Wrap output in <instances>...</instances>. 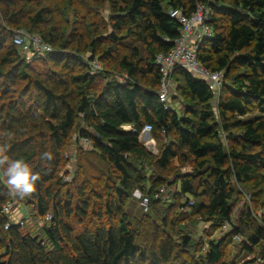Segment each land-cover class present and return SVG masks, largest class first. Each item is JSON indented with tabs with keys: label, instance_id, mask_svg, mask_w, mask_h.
<instances>
[{
	"label": "trees",
	"instance_id": "obj_1",
	"mask_svg": "<svg viewBox=\"0 0 264 264\" xmlns=\"http://www.w3.org/2000/svg\"><path fill=\"white\" fill-rule=\"evenodd\" d=\"M90 1L108 11L114 32L104 55L98 54L104 40H94L83 58L71 50L76 34L66 40L55 25L49 0H0V155L23 159L39 173L36 192L27 196L28 211L31 218L52 217L41 232L11 219L3 208L15 199L0 168V264H232L225 250L237 234L240 251L255 255L246 264L264 259V212L256 220L248 208L239 224L233 221L237 184L255 197L264 189V0ZM198 3L213 11L212 35L202 41L198 57L223 72L224 82L216 102L206 80L177 68L172 79L186 104L182 115L160 101L154 60L181 33L170 10L190 16ZM26 27L52 47L32 59L43 69L21 58L14 44L13 28ZM121 45L128 51L123 56ZM97 55L101 63L114 55L126 81L108 79L101 87L88 63ZM254 107L260 115L244 119ZM81 121L87 128H77ZM146 124H152L153 137L168 139L158 153L140 139ZM75 128L74 139L88 137L89 153L97 152L108 169L90 189L79 167L71 183L64 181L70 162L65 150ZM175 160L194 165L174 182L179 221L163 219L162 228L154 225L139 238L124 207L137 190L151 206L159 202L162 175ZM91 210L96 221L84 223ZM187 218L208 223V239L200 235L195 241L183 228ZM226 223L227 232L212 238Z\"/></svg>",
	"mask_w": 264,
	"mask_h": 264
},
{
	"label": "rangeland",
	"instance_id": "obj_2",
	"mask_svg": "<svg viewBox=\"0 0 264 264\" xmlns=\"http://www.w3.org/2000/svg\"><path fill=\"white\" fill-rule=\"evenodd\" d=\"M47 4L52 5L54 7L55 13V25L60 28V30L65 35L66 40H68V37L71 36L73 33L76 34V40H75V47L71 48V50L76 49L81 52V56L83 58L88 57L90 55L91 48H88L90 44L94 40H104L103 47L101 51H99L98 54H103L112 45V42L109 40V36L112 32H114L112 27V21L109 19L108 11L100 6H96L93 4L90 0H49ZM34 8H36L34 6ZM1 12V10H0ZM2 14V13H1ZM0 14V23H2V15ZM11 28V27H9ZM30 30V28H13V34L18 30ZM36 32V31H34ZM122 33L120 36H124ZM40 34V33H39ZM9 42H12V36L9 38ZM123 48L124 46H120ZM128 51L123 48L121 51V55L123 56L127 54ZM21 58H25L27 61L33 63L38 70L43 69L44 65L32 60L34 58V55L31 54H25L20 53ZM99 57L98 55L96 58ZM112 58L105 59L102 61V69L98 70L97 75V82L102 87L108 79H116V80H124L123 75L121 72L117 70V64L115 61L114 55H111ZM38 60V59H36ZM48 67H50V64H46ZM180 83L178 81H173L171 84V89L169 92L168 100L165 102L167 106H169L171 109H174L178 112V114L185 115L186 113V104L184 101V97L180 93L179 90H177V87ZM100 89V87H99ZM218 98H215V101L218 102ZM214 101V103H215ZM260 115V112L256 110L254 107L252 109V112L248 114L247 116L243 117L244 119L257 117ZM77 128H87L86 125L81 121ZM75 128L74 131L71 134V138L67 142L66 152L67 154L75 153L76 159L70 161L69 163L65 161V167L62 172H66L71 175V180L68 182L71 183L75 177L76 170L79 167L80 171L78 174H81L82 177L85 175L87 176V180L90 181V184H88V189H90L92 186H94V183L96 181V176H101L102 178H105L108 169L106 164L102 163L99 159V156L97 155V152H94V154L91 152L89 153L88 148L90 147H84V149L88 150V152H84V154L81 153L80 147L78 146V140L74 139L78 134V129ZM128 127H124V129H127ZM91 131V129H89ZM152 139L154 140V144L152 148H148L150 151L158 153L160 147L162 144H165L168 142V139L166 137L161 138V140L156 139L151 135ZM224 142H226L225 137H223ZM80 151V152H79ZM80 156H82L80 158ZM90 167V168H89ZM194 165L193 163L189 162H181L180 160H175L174 165L172 169L168 172L163 173L162 178L165 181V184L159 186L160 192L157 195V198L159 199V202H155L153 206H151V201L149 200L148 206H144V196L139 192L138 190L134 193V195L127 201L124 211L128 216V221L131 222V226L134 230H137L139 234V238L143 236V233L148 234L153 229L154 225L160 226L162 228L163 226V219L167 220L168 222H172L178 218H176L178 213L181 211H178L177 205L180 204L178 201L173 199L174 193L177 189V184H174L176 180L179 179V177L185 176L188 173H192L194 171L193 169ZM77 174V176H78ZM1 175L3 176L4 183L9 188L6 182V177L3 174V171H1ZM65 181V180H64ZM87 189V191H89ZM237 189H240L241 192L236 195V199L233 201L235 203V209L233 213V221L235 224H239L241 222L242 217L244 216L245 212L248 208H250L252 215L255 216V219L258 220L261 214L264 212V189H261L258 193V195L255 197L253 196L252 192L247 189H245L243 186L237 184ZM164 190V191H161ZM252 195V196H251ZM15 199V203L20 207L27 208V210L32 209L31 206H27V202H29L28 197H20L18 195H13ZM182 202V200H181ZM145 204V202H144ZM146 208H148L146 210ZM181 208V207H180ZM246 209V210H245ZM154 210H158V216L156 215V212ZM245 210V211H244ZM30 211V210H29ZM28 211V212H29ZM15 213L14 212L9 214V217L13 220H15ZM107 221H112L116 223L114 218L106 217ZM95 216L93 215V211L91 210L89 212V215L84 220V223H94ZM72 223L76 226H80L79 222L77 221V218H72ZM183 228L186 232L192 234L194 236V240L197 241L198 237L201 235L205 239L207 238L206 231L209 230V225L206 222H199L196 218H187L185 221H183ZM45 225V219H35L34 217L30 218L29 221H26V224L24 228L31 231H39L41 232L42 227ZM249 231V229H247ZM227 232L226 229H221L217 233H215L212 238H220V236ZM240 243H232V245H228L225 250V260L229 262L237 263L235 264H246L247 259H252L254 254H248L240 251ZM1 252V251H0ZM256 253V251L254 252ZM257 255V254H256ZM248 261V260H247Z\"/></svg>",
	"mask_w": 264,
	"mask_h": 264
},
{
	"label": "built area",
	"instance_id": "obj_3",
	"mask_svg": "<svg viewBox=\"0 0 264 264\" xmlns=\"http://www.w3.org/2000/svg\"><path fill=\"white\" fill-rule=\"evenodd\" d=\"M172 18H176L181 26L180 36L176 39L173 48L169 52H160L155 56V66L161 74V88L159 98L161 102H166L169 97V92L172 84V74L177 68H184L190 71L196 78L204 79L208 82L209 88L214 93L215 98H219L221 93L224 73L212 71L205 66L198 57V52L201 43L204 39L211 37L213 18L212 8L205 3H198L196 10L190 16H186L181 10L173 9L169 12ZM14 44L19 47L22 53L36 55L38 57L51 52L52 47L45 43L39 35L31 34L25 30H18L13 36ZM91 73H95L102 69V64L99 59H94L88 62ZM123 81H126V75H123ZM153 130L152 124H146L142 129L140 139L148 148H152L154 140L151 137ZM79 146L91 147L92 141L88 137H83L78 140ZM70 161L76 160V154H66ZM65 181L71 180V175L66 174ZM164 191V190H161ZM145 202V204H144ZM143 205L148 206L149 198H144ZM20 212L19 218L16 223L25 225L31 216L26 208L18 206L14 201H9L4 205L3 211L8 215L14 210ZM148 208H146L147 210ZM189 210V207L184 209ZM52 217L48 215L45 220H50ZM8 227V225L6 226ZM230 223L223 225L222 229L228 230ZM241 235L234 236V242H240ZM264 262L262 258H256L251 264H261Z\"/></svg>",
	"mask_w": 264,
	"mask_h": 264
},
{
	"label": "clouds",
	"instance_id": "obj_4",
	"mask_svg": "<svg viewBox=\"0 0 264 264\" xmlns=\"http://www.w3.org/2000/svg\"><path fill=\"white\" fill-rule=\"evenodd\" d=\"M0 168H3L11 194L27 197L36 192L40 175L25 160L0 155Z\"/></svg>",
	"mask_w": 264,
	"mask_h": 264
},
{
	"label": "crops",
	"instance_id": "obj_5",
	"mask_svg": "<svg viewBox=\"0 0 264 264\" xmlns=\"http://www.w3.org/2000/svg\"><path fill=\"white\" fill-rule=\"evenodd\" d=\"M174 81V80H173ZM124 127H128L127 130L131 129L132 126L131 125H125ZM20 216V212H18V210L16 209V213H15V218H19Z\"/></svg>",
	"mask_w": 264,
	"mask_h": 264
}]
</instances>
